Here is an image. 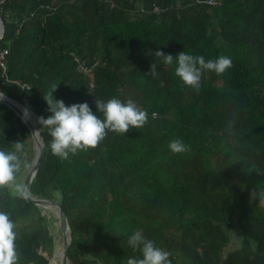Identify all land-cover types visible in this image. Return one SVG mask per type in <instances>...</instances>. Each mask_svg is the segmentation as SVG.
<instances>
[{"label": "trees", "instance_id": "1", "mask_svg": "<svg viewBox=\"0 0 264 264\" xmlns=\"http://www.w3.org/2000/svg\"><path fill=\"white\" fill-rule=\"evenodd\" d=\"M0 18V92L32 112L40 129L44 154L29 193L61 204L68 264L139 257L128 245L136 229L169 251L171 264H264V204L250 197L264 192V0H8ZM157 51L224 55L233 67L205 72L195 92ZM155 62L158 78L149 75ZM52 85L55 99L87 103L94 113L97 98L132 99L149 123L57 158L39 123L51 115L43 97ZM177 137L188 152L168 150ZM15 142L33 141L0 102V150ZM0 212L15 224L16 264H50L57 242L49 227L58 224L50 208L0 188ZM234 227L239 245L225 252Z\"/></svg>", "mask_w": 264, "mask_h": 264}, {"label": "clouds", "instance_id": "2", "mask_svg": "<svg viewBox=\"0 0 264 264\" xmlns=\"http://www.w3.org/2000/svg\"><path fill=\"white\" fill-rule=\"evenodd\" d=\"M155 56L162 58L165 65L171 66L175 63L176 77L185 87L195 92L200 91L205 72H214L222 76L233 67L232 59L224 55L206 60L203 55H193L185 51L180 52L175 58L171 54L166 55L162 51H157ZM149 75L158 78L156 62L151 65ZM57 87L52 85L43 97L51 115L47 119L42 116L39 118L42 128H46L52 138L49 144L51 154L57 158L67 160L79 151L95 149L109 132L123 135L130 129H141L149 123V113L132 99L124 102L115 97L107 101L97 98V112L94 113L87 103L66 106L62 100L55 99L53 93ZM3 95L0 94V98H3ZM97 113L102 114V118ZM28 118L29 111L24 109L22 119L27 122ZM158 118L159 113L155 111L151 113V119ZM167 148L174 155L190 150L179 137L171 139ZM23 150V142L13 143L11 150H0V188H7L18 195L27 194L25 186L18 180L21 168L27 166L26 161L21 159L20 154ZM250 197L252 201L259 199V202L264 204V192L258 195L257 191H253ZM14 229L15 224L9 215L0 212V264H16ZM128 245L134 252H139L140 256L127 257L124 264H171V253L148 239L143 229H136L129 236Z\"/></svg>", "mask_w": 264, "mask_h": 264}, {"label": "water", "instance_id": "3", "mask_svg": "<svg viewBox=\"0 0 264 264\" xmlns=\"http://www.w3.org/2000/svg\"><path fill=\"white\" fill-rule=\"evenodd\" d=\"M3 33H4V26L0 18V40L3 36ZM0 94L2 93L0 92ZM0 102L4 103L9 109H11L22 120V122L25 124V126L29 130L33 144L35 146L34 158L32 160L31 167L23 183V185L26 188L27 194L21 195V197L25 199L27 202H31L35 206L48 207L55 211L57 218H58V228H59V231L61 234V240H62V247L59 253V261H60L59 264H68L67 251L70 245V228L68 226V221H67L66 215L63 212L61 204L55 201L47 200V199L33 198L30 196V193H29L30 184L39 168V165L41 163V160L44 154V142L41 137V133L40 131H38L36 134H34L38 129L34 127L31 119L28 118L27 122H25V120L22 119V117L24 116V112L22 110L26 108H24L19 103L8 98L5 95H3V98H0ZM30 113L32 114V112ZM97 264H100V263H97Z\"/></svg>", "mask_w": 264, "mask_h": 264}, {"label": "rangeland", "instance_id": "4", "mask_svg": "<svg viewBox=\"0 0 264 264\" xmlns=\"http://www.w3.org/2000/svg\"><path fill=\"white\" fill-rule=\"evenodd\" d=\"M29 119H32V114L29 116ZM30 143V142H29ZM22 156L23 154L26 156V161H28L27 163V166H26V174L27 172L29 171L30 167H31V163H32V160L34 158V154H35V146L33 144V142L29 145H27L24 150H23V153H21ZM24 160V159H23ZM52 214L54 216H57L55 211L50 209ZM50 228V231L51 233L53 234V237L54 239H56V246H55V252L57 253L59 251H61V247H62V240H61V234L59 232V228H58V224H57V228H53V226L51 225ZM229 236H230V243L227 245V247L225 248V252L227 251H230V250H233L235 248L238 247V239L240 237L239 235V232L237 231V229L234 227L231 231H229ZM57 258V259H56ZM56 258L54 259V262L53 263H50V264H59V255H56Z\"/></svg>", "mask_w": 264, "mask_h": 264}, {"label": "built area", "instance_id": "5", "mask_svg": "<svg viewBox=\"0 0 264 264\" xmlns=\"http://www.w3.org/2000/svg\"><path fill=\"white\" fill-rule=\"evenodd\" d=\"M7 1L8 0H0V7H3ZM209 3H211V1H209ZM20 26H21V24H20ZM6 55H7V50H1L0 51V68L2 69V71H5ZM81 69L86 74L90 72V70L87 67H82ZM23 88L28 89V87H26V86H23Z\"/></svg>", "mask_w": 264, "mask_h": 264}, {"label": "bare ground", "instance_id": "6", "mask_svg": "<svg viewBox=\"0 0 264 264\" xmlns=\"http://www.w3.org/2000/svg\"><path fill=\"white\" fill-rule=\"evenodd\" d=\"M22 111L24 112V110H22ZM30 115H31V113L29 112V116ZM56 255H59V251L57 253L55 252V254L53 255V258L51 259L53 262H54V259L56 258ZM52 261H51V263H53Z\"/></svg>", "mask_w": 264, "mask_h": 264}]
</instances>
